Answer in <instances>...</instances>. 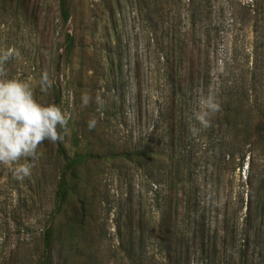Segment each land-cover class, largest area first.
<instances>
[{"label":"rangeland","instance_id":"374dc122","mask_svg":"<svg viewBox=\"0 0 264 264\" xmlns=\"http://www.w3.org/2000/svg\"><path fill=\"white\" fill-rule=\"evenodd\" d=\"M145 1L122 0L117 38L105 0H76L79 14L67 28L73 32L78 30L76 23L82 25L86 52L61 72L54 61L62 35L56 28V0L44 1L47 19L35 35L26 37L16 33L6 2H0V51L14 47L20 53L4 65L5 78L30 82L35 95L41 91L39 81L45 71L52 83H62L69 104L64 109H73L74 115L78 110L89 112L75 121L76 126L68 125L66 144L70 151L75 149L72 136L78 129L81 145H89L91 140L101 155L97 160L102 161L90 168L97 191L92 207L95 223L85 232L72 231L66 236L57 232L53 264H165L153 232L162 219L165 189L159 167L164 165L152 161L140 169L114 155L149 144L154 148L164 145L166 128L161 113L168 99L166 56L177 29L196 25L210 71L207 81L194 89L187 102L191 128L198 129L192 132L193 179L202 186L203 197L211 200L216 196L213 188L220 183V196L231 200L232 212L244 197L241 229L252 170L258 184H264V151L253 163L247 157L241 167L239 159L224 158L231 148L220 146L225 138L231 141L235 137L234 130L224 125L226 116L244 125L264 105V0H195V16L190 0ZM106 37L110 39L107 44ZM84 94L91 97L87 107H82ZM209 95L215 97L220 110L210 113V125L205 128L195 120L194 112L202 110L200 101ZM97 97L105 102L99 110ZM92 120L96 123L90 128ZM37 152L31 176L22 181L14 178L9 167L0 165V264H37L43 234L53 224L58 226L54 215L59 165L44 151L43 143ZM218 167L222 168L220 175ZM208 212L213 222V208ZM253 256L254 264H264V244L253 248Z\"/></svg>","mask_w":264,"mask_h":264},{"label":"trees","instance_id":"16d2710c","mask_svg":"<svg viewBox=\"0 0 264 264\" xmlns=\"http://www.w3.org/2000/svg\"><path fill=\"white\" fill-rule=\"evenodd\" d=\"M1 1L6 2L5 9L10 16L11 25L21 36L35 35L34 33L39 31V25L47 19L43 15L45 0ZM143 2L146 4L147 1ZM189 2V5L193 4L195 16L197 11L194 7L195 0ZM56 4L58 11L56 28L62 35L54 61L57 71L61 72L67 67H72L77 56L82 57L86 52V46L82 40V25L78 26L76 23L78 30L73 32H69L67 28L69 22L76 21L75 15L79 14L76 0H56ZM105 6L113 23L114 33L119 38L117 21L122 11V0H105ZM195 26L193 24L188 28L177 29L168 46L166 56L168 99L161 113L166 128L164 145L159 144L154 148L149 144L143 148L121 150L114 156L137 165L140 169H145L152 161L164 165L159 167L163 170L165 189L162 219L153 232L161 245L165 264H254L253 248L264 244V196L259 197L264 184H258L257 176L252 170L248 180L250 189L246 213L243 227L240 229L239 213L245 208V198L242 197L240 206L232 212L231 200L222 199L220 196V183L213 188L217 191L216 196L208 200L203 197L202 186L193 179L194 153L191 145L193 139L187 102L194 89L206 82L210 75L207 54L197 40ZM109 40V37H106V44ZM108 56L112 58L111 54ZM111 70L115 71L113 61ZM66 89L62 83L53 82L47 93L39 91L35 97L41 103H54L65 110L66 104L69 108V104L66 103ZM77 94L75 92V96ZM72 110H65L71 114L70 126H76L78 123L74 124L75 121L78 122L89 114L84 109L78 110L74 115ZM224 125L235 132L233 140L225 138L220 142V146L231 148L224 154V158L228 157L234 162L239 159L238 165L241 167L245 165L247 157L253 163L255 156L261 150L264 151V105L257 110L255 118L249 123L238 125L226 116ZM72 138L75 147L73 151H70L66 139L64 142L43 143L44 151L59 165L54 215L58 226L56 228L53 224L43 234L42 252L37 264H53L57 232L64 236L67 233L71 234L72 231L85 232L95 223L92 207L97 191L90 168L102 161L97 160L101 155L93 149L91 140L89 145H81L83 143L80 130L75 129ZM211 150L213 152V147ZM219 167L218 175L222 174V168ZM211 207L215 214L213 222L210 221L208 214V208ZM235 250L236 254L233 253Z\"/></svg>","mask_w":264,"mask_h":264},{"label":"clouds","instance_id":"9594fccd","mask_svg":"<svg viewBox=\"0 0 264 264\" xmlns=\"http://www.w3.org/2000/svg\"><path fill=\"white\" fill-rule=\"evenodd\" d=\"M20 53L14 47L0 51V165L9 167L17 180L31 176L32 168L38 157V148L45 141L64 142L69 135L68 127L71 114L54 103H41L35 97L30 82L5 78L7 72L4 65L12 58H19ZM52 86V80L45 71L41 74L39 87L42 92ZM82 107H87L91 97H81ZM104 101L96 98L98 110L104 107ZM201 111L194 112L195 120L205 128L209 127L210 113L220 110V104L213 95L200 101ZM96 121L89 122L94 127ZM195 134L198 129H190ZM25 162L21 163V160Z\"/></svg>","mask_w":264,"mask_h":264}]
</instances>
